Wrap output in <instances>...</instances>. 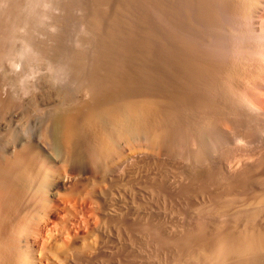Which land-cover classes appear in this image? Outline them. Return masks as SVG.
<instances>
[{"label": "bare ground", "instance_id": "obj_1", "mask_svg": "<svg viewBox=\"0 0 264 264\" xmlns=\"http://www.w3.org/2000/svg\"><path fill=\"white\" fill-rule=\"evenodd\" d=\"M261 78L264 0H0V264H264ZM61 149L96 177L48 208Z\"/></svg>", "mask_w": 264, "mask_h": 264}, {"label": "rangeland", "instance_id": "obj_2", "mask_svg": "<svg viewBox=\"0 0 264 264\" xmlns=\"http://www.w3.org/2000/svg\"><path fill=\"white\" fill-rule=\"evenodd\" d=\"M262 79V78H261ZM264 79V78H263ZM262 79V80H263ZM73 88V87H72ZM75 91V92H74ZM262 91H264V90H262ZM262 91H259V97H260V95H261V97L263 96V94H262ZM48 93V95L50 96L48 99H47V102H50L49 104L47 103L45 106H44V111L45 110H47L48 111V109H49V111H53L56 107L58 108L59 106H57V105H61V107L63 108V107H66V106H74L75 104H79V103H82V101H84L85 99V97H84V95L83 94H81L80 92H78L77 91V89L74 87L73 89H72V91H71V95L69 94V96H67V98H62V100H61V98L60 97H58L57 95H55L54 93L53 94H51L50 92H47ZM74 94V95H73ZM54 95L56 96V97H58V98H55L54 99ZM82 95H83V97H82ZM53 99H52V98ZM60 98V99H59ZM68 98H70V99H68ZM72 98V99H71ZM50 99L51 100H54V101H50ZM58 99V101H62V102H58V101H56ZM69 100V101H68ZM81 100V101H80ZM66 102V103H63V102ZM52 102V103H51ZM55 102H57L58 104H56ZM75 103V104H74ZM63 104V105H62ZM71 104V105H70ZM73 104V105H72ZM48 105V106H47ZM55 107V108H54ZM53 108V109H52ZM51 111V112H52ZM107 119V118H106ZM106 122H108V119L106 120ZM139 134V135H138ZM142 134L141 133H137V134H132V135H126V133L125 134H122V135H120V136H118V137H115V139L113 140L112 139V142H110L111 144H109V147H111V149L109 150L110 152H109V154L110 155H108V156H111V158H109L108 157V159H109V161L112 159V160H117L116 158L117 157H120V155L121 156H127V155H130L131 153H132V151L133 150H135L136 149V151H137V148H138V150L140 149H142L141 151H148V152H151L154 156H158V154H159V151H160V149L158 148V146H159V144H161L160 146L162 147V143H159V142H155V143H153L155 146H156V148H155V146L152 144V143H150V142H148L149 144H152V145H149L148 143H147V141H144V140H141V136ZM140 138H139V137ZM83 140V139H82ZM141 142H140V141ZM144 145H143V144ZM146 143V144H145ZM140 144H142V145H140ZM149 146V147H148ZM151 146V147H150ZM153 146V147H152ZM143 147H145V149H143ZM131 148H132V150H131ZM155 148V149H154ZM159 150H158V149ZM62 151H61V153H59V160H58V158H56V159H54L55 161H52V162H50L47 166V168H48V170H50V171H53L52 173H54L53 175L56 177V176H61V175H65V174H69V176H72V177H77L76 175L77 174H80L79 172H81V174H80V176H81V178H78V179H69L68 181H61L60 179H58L57 180V178H55V180L52 182L53 184V186H51L50 184L48 185V186H46V188H45V191L41 194V198L43 199V203H44V205H46V207H48V208H54V207H56V206H68L67 205V203L68 202H70V201H72V199L75 201L76 199H78V198H80L83 194H85V192H83V191H85V183L87 182V181H89V179L91 180V177L92 176H94V177H92L93 179L96 177V167H95V164H94V162L92 161V159H90V157L88 156V153L87 152H85L84 153V160H83V162L81 161V163H79V164H81V165H79L78 163L76 164L72 159H70V157L68 156V154L66 153V151L65 150H63V149H61ZM130 152V153H129ZM155 152H157V153H155ZM64 153V154H63ZM120 153V154H119ZM128 153V154H127ZM67 156H66V155ZM119 155V156H118ZM63 157V158H62ZM67 157H69L68 159H67ZM107 159V160H108ZM86 160V161H85ZM179 160H181V161H177V160H175V161H173V162H169V164L166 166L169 170H171L173 173L176 171L177 173L179 172L178 171V169L180 170V168L182 167V170H185V169H188V166L189 165H187V164H189V162L190 161H188V163L187 162H185L184 161V159H179ZM114 161H112V162H114ZM89 164H88V163ZM93 162V163H92ZM52 163V164H51ZM72 164V165H71ZM94 165V166H93ZM77 166V167H76ZM79 166V167H78ZM82 166V167H81ZM181 166V167H180ZM92 167V168H91ZM177 167H178V169H177ZM68 168V169H67ZM80 168V169H79ZM66 169V170H65ZM174 169H176L175 171H173ZM85 170V171H84ZM181 170V171H182ZM180 171V172H181ZM185 171H188V170H185ZM185 171H183V172H185ZM61 173V174H60ZM64 173V174H63ZM95 173V174H94ZM56 174V175H55ZM84 174V175H83ZM87 178H86V177ZM89 176V177H88ZM71 180V181H70ZM74 180V181H73ZM76 180V181H75ZM87 180V181H86ZM84 185V186H83ZM75 186V187H74ZM51 188V189H50ZM51 191V192H50ZM75 191V192H74ZM68 192V193H67ZM77 192H79V193H77ZM76 193V194H75ZM65 194V195H64ZM69 196H68V195ZM61 195V196H60ZM78 195H81L80 197H78ZM66 196H67V199H66ZM59 197V198H58ZM62 199H61V198ZM77 197V198H76ZM63 198H65V199H63ZM76 198V199H75ZM59 199V200H58ZM158 199H160V201L161 200H163L162 198H158ZM63 200V201H62ZM65 200H68V202H66ZM158 200L156 199V202H157ZM159 201V202H160ZM46 202V203H45ZM63 202V203H62ZM65 202H66V204H65ZM73 202V201H72ZM72 202H70V204L72 203ZM161 202H163V201H161ZM62 203V204H61ZM64 204V205H63ZM157 204H162V203H157ZM156 206H158V205H156ZM154 206H152V208H153ZM159 208H161V205L159 206Z\"/></svg>", "mask_w": 264, "mask_h": 264}]
</instances>
